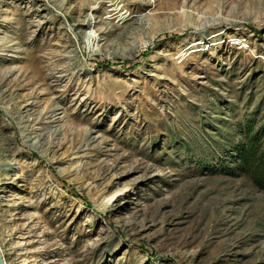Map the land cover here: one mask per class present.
<instances>
[{"label":"rangeland","instance_id":"374dc122","mask_svg":"<svg viewBox=\"0 0 264 264\" xmlns=\"http://www.w3.org/2000/svg\"><path fill=\"white\" fill-rule=\"evenodd\" d=\"M95 1L0 0L3 258L264 264V0Z\"/></svg>","mask_w":264,"mask_h":264},{"label":"trees","instance_id":"16d2710c","mask_svg":"<svg viewBox=\"0 0 264 264\" xmlns=\"http://www.w3.org/2000/svg\"><path fill=\"white\" fill-rule=\"evenodd\" d=\"M245 135L231 146L227 155L232 163L223 165V174L242 173L247 175L253 185L264 192V133L254 132L250 126L245 127Z\"/></svg>","mask_w":264,"mask_h":264},{"label":"bare ground","instance_id":"6f19581e","mask_svg":"<svg viewBox=\"0 0 264 264\" xmlns=\"http://www.w3.org/2000/svg\"><path fill=\"white\" fill-rule=\"evenodd\" d=\"M103 1L102 0H96L95 2H91L90 4H88V6H87V9H92L93 7H94V5H97V4H99V5H101V3H102ZM107 2H109V3H111L112 5H114V9H113V11L114 12H116L115 14L117 15L122 9L120 8L119 10H118V5H119V3L121 2V0H107ZM121 12H123V11H121ZM127 11H125V13H126ZM182 13H183V15L186 17V13H185V11H184V9L182 10ZM117 17V16H116ZM201 18V17H200ZM199 17H198V20L200 19ZM194 22V21H193ZM204 23V22H203ZM85 42H86V44H87V46L89 47V51L90 52H95L96 51V49H95V46H97L96 44H97V41L99 40L98 39V37H97V35L95 34V31L93 30V28H91V26H89L86 30H85ZM195 44V43H194ZM194 44H191L192 46L191 47H189L187 50H179V52H180V55L178 56V57H184V56H186L187 55V52H188V50H190V49H192V48H194ZM193 50V49H192ZM169 54V53H168ZM191 53H189V55H190ZM184 59H185V57H184ZM3 83V82H2ZM40 142V140H38V139H36V140H34L33 142H32V146H33V148H35V149H39L40 148V146H41V143H39ZM0 254H1V257H2V264H9V261L4 257L3 258V250L1 249V247H0Z\"/></svg>","mask_w":264,"mask_h":264},{"label":"water","instance_id":"95a60500","mask_svg":"<svg viewBox=\"0 0 264 264\" xmlns=\"http://www.w3.org/2000/svg\"><path fill=\"white\" fill-rule=\"evenodd\" d=\"M0 264H2V257H1V254H0Z\"/></svg>","mask_w":264,"mask_h":264}]
</instances>
